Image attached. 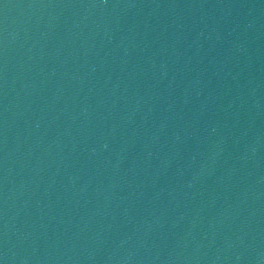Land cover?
Returning a JSON list of instances; mask_svg holds the SVG:
<instances>
[{"label": "water", "instance_id": "1", "mask_svg": "<svg viewBox=\"0 0 264 264\" xmlns=\"http://www.w3.org/2000/svg\"><path fill=\"white\" fill-rule=\"evenodd\" d=\"M264 83V0H0V264H217Z\"/></svg>", "mask_w": 264, "mask_h": 264}]
</instances>
